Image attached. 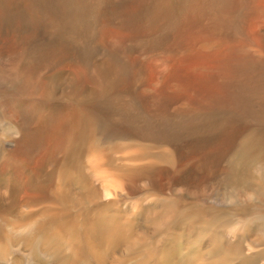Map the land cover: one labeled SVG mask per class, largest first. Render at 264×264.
Masks as SVG:
<instances>
[{
	"label": "rangeland",
	"instance_id": "1",
	"mask_svg": "<svg viewBox=\"0 0 264 264\" xmlns=\"http://www.w3.org/2000/svg\"><path fill=\"white\" fill-rule=\"evenodd\" d=\"M246 5V0H0V61L25 77L13 73L14 82L0 80V88L41 80L53 82L50 98L71 85L90 93L94 116L84 171L93 167L101 207L113 205L138 224L148 218L147 232L163 212L173 215L176 202L248 208L264 189V159L255 160L261 107L258 114L255 105L249 107V116L244 104L247 39L263 60L264 31ZM261 72V66L254 69L257 92L264 91ZM42 104L23 115L0 104V161L33 132L30 151L43 157L52 150L56 160L63 159L49 141L50 125L38 130L40 116L52 123L63 104ZM106 184L109 196L102 190ZM161 195L168 196L167 204ZM263 215L250 208L247 219L258 222L229 226L230 237H243L252 252L264 249L258 228ZM158 229L163 233L165 227ZM184 231L183 253L193 255L201 249L200 231L192 226ZM127 240H119L122 251ZM2 245L7 243L0 234ZM13 251L18 260L30 259L21 243ZM12 255L0 250V263L12 264Z\"/></svg>",
	"mask_w": 264,
	"mask_h": 264
},
{
	"label": "bare ground",
	"instance_id": "2",
	"mask_svg": "<svg viewBox=\"0 0 264 264\" xmlns=\"http://www.w3.org/2000/svg\"><path fill=\"white\" fill-rule=\"evenodd\" d=\"M246 3L250 15L257 17L264 31V0H246ZM29 10L30 7L27 8ZM248 40L245 81L248 85L244 104L249 116V107L255 105L256 114V109L261 107L263 131L260 130L258 137L260 153L255 158L257 161L264 159V91L257 92L253 88L259 85L254 69L261 66V74L264 75V58L260 60L255 57L257 55L250 47L254 41ZM0 62L3 66L7 65L4 60ZM7 66L0 68V80L14 82L10 76L13 73L24 80V72H16L13 64H10L12 67ZM83 90L80 85H71L70 89H62L56 92L54 98H50V92H55L53 82L42 84L41 80L31 84L23 81L16 89L0 88V104L17 115L25 114L26 108L33 112L43 109L45 106L42 102L46 105L50 101L63 104L61 114L52 123L49 119L47 123L40 116L38 127L43 132L50 125L49 141L62 154V160H56L52 150L41 153L43 157L39 156V152L30 151L27 147L30 146L29 138L34 135L33 131L29 138L24 136V139L17 140L13 150L2 154L0 234L7 245L0 246V250L6 249L10 255L13 254L12 264H264V249L252 252L244 244L243 237L235 241L234 237H230L231 232L227 231L233 224L241 225L248 220L258 222V219H247V215L252 207L264 213V189L255 192L257 197L245 209H214L206 203L207 206L199 207L184 201L176 202L172 208L173 215L163 212L161 219L152 223L150 232L144 227L148 218L140 219L138 224L131 215L113 209V205L101 207L97 202L100 187L95 184L93 167L87 166L89 172L84 171V155L90 141L87 131L92 126L89 120L90 116H94V105L91 94ZM20 105L25 108L18 109ZM189 120L191 124L198 121L195 117H189ZM255 135L253 132L244 139V145ZM102 190L109 196V184L102 185ZM167 198L166 195L160 196L166 204ZM160 224L165 227L163 233L158 229ZM186 226L196 227L200 231L198 241L201 249L193 255L183 253L181 240ZM258 228L264 233V219L259 220ZM126 236L130 245L126 251H122L124 242L119 240ZM20 243L30 259H17L19 255L15 254L13 248ZM66 250L71 253L67 254ZM41 256L49 260H43Z\"/></svg>",
	"mask_w": 264,
	"mask_h": 264
}]
</instances>
